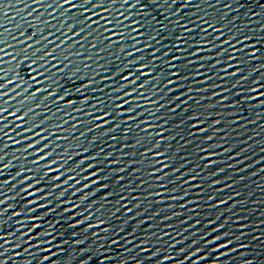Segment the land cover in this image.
<instances>
[{
  "label": "snow or ice",
  "instance_id": "1",
  "mask_svg": "<svg viewBox=\"0 0 264 264\" xmlns=\"http://www.w3.org/2000/svg\"><path fill=\"white\" fill-rule=\"evenodd\" d=\"M150 2L162 8L163 21L142 0H0V177L14 168L0 179V232L9 222L15 225L0 234V264H20L22 257V264L37 257L39 264H55L53 257L67 244L57 226L73 230L78 251L87 254L80 264L94 257L98 264H145L141 254L149 252L155 264H201L210 255L212 264L221 257L227 264L231 253L247 248L241 242L246 225L227 227L242 219L228 209L240 193L221 199L223 187L232 185L217 186L226 167L232 169L220 156L232 159L234 153L239 164L247 151L227 144L233 128L243 131L264 116V21L256 31L235 26L236 17L228 19L227 12L200 15L201 3L213 6L212 0H184L176 8L177 0ZM20 4L19 22L6 27L16 18L8 16L10 7ZM177 115L175 135H165ZM180 136L200 140L195 153L203 163L189 165L190 174L182 171L187 161L177 163L180 149L171 148ZM12 145L17 147L9 154ZM200 167L212 171L196 183ZM141 186L147 191H137ZM191 191L199 194L189 197ZM18 199L23 206L15 210ZM177 201L186 215L183 232L173 235ZM154 204L165 207L157 213ZM157 219L162 231L152 223ZM146 224L149 231L134 244ZM92 241L91 249L85 246ZM121 243L132 245L136 257L129 247L127 259L110 262L105 246ZM241 264L252 261L241 253Z\"/></svg>",
  "mask_w": 264,
  "mask_h": 264
},
{
  "label": "water",
  "instance_id": "2",
  "mask_svg": "<svg viewBox=\"0 0 264 264\" xmlns=\"http://www.w3.org/2000/svg\"><path fill=\"white\" fill-rule=\"evenodd\" d=\"M143 3L147 4V11L152 13L155 18L159 21H163V12L162 8L158 5L157 7H153L150 0H142ZM184 0H177V4L172 5L173 8L178 7L179 5L183 4ZM230 3L231 8L225 9L224 4ZM212 5L209 6L208 3L202 2L201 8L199 9V14L203 15L205 11L209 15H215L222 12H227V18L231 19L232 17H236L235 26L242 27L245 24H248L251 26V30L259 31L257 28V25L264 21V0H220L219 4H216V0H212ZM24 5H16L15 7H10L8 16L16 18L11 21V23L7 24V20H3V23H6V27L11 28L15 25V23H18L20 20V16H16L17 11L20 8H23ZM36 5H32V8H35ZM193 9H182V11H192ZM4 11H8V6L5 5ZM27 11H31V8L26 9L25 12L21 13L20 15H25ZM40 11H43V9H38L37 12H33V16L37 15ZM51 11V10H49ZM137 12H139V9H136ZM142 15V13H141ZM139 18V17H138ZM191 26V25H189ZM2 31V29H0ZM261 52L264 53V48L261 49ZM258 63V62H253ZM255 75V74H254ZM79 101L77 98V107H79ZM261 112H264V109L260 110ZM163 115V113H161ZM247 118L249 119H255L254 113H246L245 114ZM180 116L177 115L176 117H173L171 122L168 125V128L171 129V131H166L165 135H175L176 129L175 125L179 122ZM181 132H187L188 129L186 127H182L179 129ZM185 141H187V144H185ZM215 142V141H214ZM264 116H261L260 119L256 123H249L247 124L243 131H240L238 127H234L232 130V135L228 136L227 144H236L237 147L242 149H247V151H241L240 157L238 158L240 160V163H236V159L234 156V153H231L232 159H228L225 156H220L221 163L226 167L227 165H232V169H236V171H233L232 169H228L226 167V173L221 175L219 177L220 179V185H218V188L223 187L225 184L232 185L230 188L223 187V191L220 192L219 198L221 199H227L228 196H230L232 193L238 192L240 193L239 196H233V199L228 202V209L231 210V216L232 217H241V220L232 219L231 222L227 225L229 229H233V226L237 223H244L246 225L244 229V236L242 237V243L247 245L246 249H238L237 252L231 253L227 257V264H241V253H243V260L248 261L251 260L252 264H264V171H261V169H264V151H262V148H264ZM110 143V142H107ZM200 146V140L199 137L196 139H193L191 136H180L178 139L171 142V148L177 149L179 148L180 151L177 153L178 160L177 163H179V160L183 159L187 161L185 168L182 170L186 174L189 173V165L191 166H199L202 165V161L198 160L196 157L200 155L199 153H195V149ZM17 147L16 145L10 146L9 149L6 151L11 154L12 150ZM107 150V149H105ZM114 152L119 151V142H117V145L112 148ZM219 152L220 150L217 149ZM6 162V161H5ZM123 163V162H122ZM2 167V165H0ZM199 176L198 181L200 177L206 176L208 173L212 171L211 168H198ZM14 173V168L8 170L5 172V175L3 177H0V179H6L9 178L10 175ZM146 175V173H145ZM243 177V180H240V177ZM227 177V179H225ZM127 178V177H126ZM140 179V177H136L133 180V183H135V180ZM171 187V185H169ZM177 187H180V185H177ZM205 192L202 195V204H208L209 202L204 199L203 197L208 194V185H204ZM7 192V189H5ZM139 192L147 191V189L143 186L139 187L137 189ZM199 193L195 191L189 192V197L198 195ZM8 195H12L11 192H8ZM215 196V194L213 193ZM2 198V197H0ZM69 200L74 199L73 197L69 196ZM97 200H99V197H97ZM236 201H245V203L242 204H236ZM79 203V201H77ZM16 204L18 207L15 210H19V207H22L23 205L20 203V200L18 199L16 201ZM235 205V206H234ZM154 208H156L157 213L160 212V209L165 207V204H154ZM206 209L201 208V218L204 219L203 212ZM135 211V210H134ZM173 211H176L180 213V216L174 218L170 223L173 225L172 229H169V231L173 232L174 230H179L183 232V228L181 227L180 221L183 218L186 213L179 208V202L177 201L173 206ZM221 211H224L223 208H221ZM12 210H9L8 213L5 214V219H7L8 216H11ZM152 209H149V214H151ZM162 214V213H161ZM170 214V213H169ZM211 215L215 216V212L211 213ZM56 220H59L60 213L56 214ZM124 213L122 212L118 219H123ZM49 221L52 220V216L50 215L48 218ZM73 223L75 221H72ZM53 223H56L54 220ZM68 223V217L65 216V225ZM93 223H96V221H93ZM154 225H160L159 231L163 230L162 224L160 220H154L152 221ZM129 228L134 227V225L129 224ZM15 230V225L12 222H9L5 225L3 228V231L0 232V234L7 233L10 231ZM203 228L201 227V231ZM235 231H239V229H234ZM56 231L58 232L57 235H63V239L67 241V244L62 245L64 248V252L60 253L56 257H53L55 259V264H62L61 261H64L63 264H67V260L71 258L72 264H80V261L87 255L86 253H83L82 251H78V249L81 246L74 244V238L70 235L72 229H69L67 226H64L63 229L60 226H57ZM77 232V235L79 236L80 229H75ZM149 231L147 224L140 229L137 230L135 235L134 244L138 242L142 237V232ZM179 239V237H177ZM59 240V238H58ZM95 244V241H92L91 243H86L85 246L88 248H92ZM184 246L187 248V243L184 244ZM107 249V255L109 256L110 262L113 261H119L120 257L128 258V253L125 252V248H132L131 256L132 258H135L137 255L136 249L132 245H125L123 243L120 244L119 247L107 245L105 246ZM150 248L152 246H149ZM179 247V245L177 246ZM201 249L204 250V246L200 245ZM17 251H22L21 249H17ZM53 251H57V249L54 247ZM66 253V254H65ZM44 255H47L48 253H43ZM164 254H167L166 252ZM173 256H175V250L171 253ZM150 252L149 253H143L141 254V258L144 260L145 264H155V260L149 259ZM24 258L22 257L20 259V264H22V261ZM212 259H215V255H210L209 260L202 261L201 264H212ZM9 264H13V261L9 260ZM26 264V262H25ZM34 264H39V257L36 258L34 261ZM48 264H51V261L48 262ZM90 264H98V261L95 259V257L90 261ZM129 264H132V261L129 260ZM185 264H190V261H186ZM219 264H225V258L221 257Z\"/></svg>",
  "mask_w": 264,
  "mask_h": 264
}]
</instances>
